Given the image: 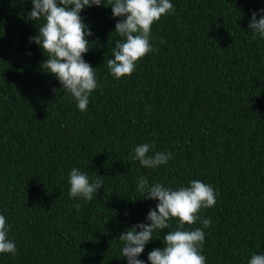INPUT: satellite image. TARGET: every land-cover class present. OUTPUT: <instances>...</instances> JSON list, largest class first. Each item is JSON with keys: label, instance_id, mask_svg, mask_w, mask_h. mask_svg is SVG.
<instances>
[{"label": "trees", "instance_id": "16d2710c", "mask_svg": "<svg viewBox=\"0 0 264 264\" xmlns=\"http://www.w3.org/2000/svg\"><path fill=\"white\" fill-rule=\"evenodd\" d=\"M172 3L152 25L154 50L120 79L106 64L120 17L110 6L81 11L93 32L82 55L99 81L81 112L40 68L29 0H0V213L16 244L0 264H125L117 236L155 206L138 196V176L173 187L200 179L218 190L199 212L211 218L206 264H247L264 252V40L247 29L264 0ZM141 142L174 154L145 169L128 157ZM74 166L103 179L91 200L69 197Z\"/></svg>", "mask_w": 264, "mask_h": 264}, {"label": "clouds", "instance_id": "9594fccd", "mask_svg": "<svg viewBox=\"0 0 264 264\" xmlns=\"http://www.w3.org/2000/svg\"><path fill=\"white\" fill-rule=\"evenodd\" d=\"M29 3L31 9L26 16L35 20L37 30L28 40L43 52L45 58L40 61V68L59 81L60 89L81 112L86 110L90 94L99 86L95 67L82 55L91 46L87 37L93 32L81 11L92 6H110L111 16L120 17L114 25L120 39L115 40L106 61L108 73L114 79L130 75L138 59L154 50L150 42L153 23L174 11L172 0H29ZM247 29L253 39L264 40V7L251 12ZM160 42L164 43L163 39ZM173 154L174 150H155L154 142H141L130 150L128 157L145 169H157L167 164ZM67 183L70 198L88 201L104 181L74 166L67 173ZM134 184L138 196L154 200L155 206L149 207L143 221L127 226L117 236L120 253L117 258H123L125 264H206L204 229L210 225L211 218L201 217L199 212L215 205L218 190L200 179L173 187L138 176ZM173 218L175 228L169 223ZM185 223H198L202 227H185ZM166 228L168 231L164 232ZM9 229L7 218L0 213V253L15 255L16 244L8 235ZM154 238L161 239L162 247L149 250L147 261L140 258L146 244ZM247 264H264V252H253Z\"/></svg>", "mask_w": 264, "mask_h": 264}]
</instances>
